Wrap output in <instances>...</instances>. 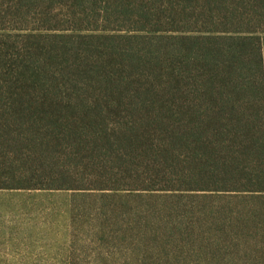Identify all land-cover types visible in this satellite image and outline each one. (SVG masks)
Masks as SVG:
<instances>
[{
	"label": "rangeland",
	"instance_id": "374dc122",
	"mask_svg": "<svg viewBox=\"0 0 264 264\" xmlns=\"http://www.w3.org/2000/svg\"><path fill=\"white\" fill-rule=\"evenodd\" d=\"M0 264H264V0H0Z\"/></svg>",
	"mask_w": 264,
	"mask_h": 264
}]
</instances>
